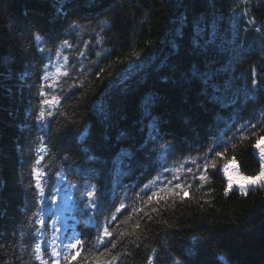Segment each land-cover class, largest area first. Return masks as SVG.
Instances as JSON below:
<instances>
[{"label": "trees", "instance_id": "16d2710c", "mask_svg": "<svg viewBox=\"0 0 264 264\" xmlns=\"http://www.w3.org/2000/svg\"><path fill=\"white\" fill-rule=\"evenodd\" d=\"M233 1L0 0V264H39L26 189L41 145L47 151L36 167L50 183L61 173L103 187L104 216L116 215L108 228L116 247L101 252L90 213L57 200L67 208L61 222L83 241L70 264H173L188 249L196 254L188 264H264V188L245 196L236 181L225 195L224 173L229 165L234 177H252L264 165L254 147L264 148L260 124L237 132L245 121H264V42L255 31L264 30V0H236L256 27L220 46V37L231 38ZM210 15L218 24L229 17L228 32L218 38L219 26L209 35ZM73 23L80 27L69 33ZM65 38L73 47L62 46ZM56 62L54 91L42 77ZM225 142L221 156L208 151ZM206 155L215 167L202 182L193 176ZM165 168L173 170L168 179H180L161 183ZM152 181L160 196L149 200L142 189Z\"/></svg>", "mask_w": 264, "mask_h": 264}, {"label": "snow or ice", "instance_id": "6c2138e0", "mask_svg": "<svg viewBox=\"0 0 264 264\" xmlns=\"http://www.w3.org/2000/svg\"><path fill=\"white\" fill-rule=\"evenodd\" d=\"M75 2V0H74ZM245 4L249 3L250 0H243ZM193 7H196V3H193ZM107 22V21H105ZM254 22V21H250ZM79 24L73 23L69 26V33L74 29H78ZM255 31H259V29H255ZM42 37L40 35L35 36V40L37 42L42 41ZM63 47H73L72 44L69 43L68 39L65 38L63 40ZM40 52H44L45 48H39ZM51 51V49H49ZM83 55V53H81ZM59 58V52H57V59ZM51 59V57L49 58ZM64 61L67 62L68 57L64 56ZM47 70V66H45ZM57 72L60 71L59 66H57ZM64 75L67 76L68 73L64 72ZM252 86L256 88L259 84L256 77L255 69L252 72ZM48 75L45 74L42 79L48 80ZM261 90H264V86H261ZM40 96L46 95L43 91L38 93ZM41 103H48L47 100L41 101ZM261 116H264V109H258ZM45 113L43 109L38 110V116L36 118L37 123L42 126V118ZM257 124H260V128L264 129V121H257L254 123L252 121H245L244 124L240 125V128L237 129L241 135L245 133H249L251 129H256ZM235 137V134H234ZM233 137V138H234ZM233 138H230L232 140ZM38 139L42 140V137H38ZM259 139H264V137H260ZM238 142V141H237ZM234 146V143L233 145ZM166 147V146H165ZM255 148H259L260 158L264 160V148H260L259 141L254 145ZM213 149H216L214 152L215 156H221L223 152L227 151V142L222 143L219 147L213 145L209 148V152L212 153ZM47 149L44 146H38L36 149L37 157L34 161L33 166L31 167V177L29 179L28 187L26 191L30 194V207L34 208L32 216L28 218L27 225L30 228L29 237L34 240V244L32 245V253L33 258L36 261H39V264H49V260H52V264H61V260L66 262H70L75 259V255L73 253L78 254L79 251L82 250L83 241L80 236L76 233L75 227L67 225L66 223L61 222L60 217L63 215L64 211L67 210L61 209L57 205V200L61 198L64 199L65 204L67 205L68 201H72V207L74 209H82L87 210L85 214H89V222L92 226L97 230L96 237V248L99 251H103L108 249L109 245L112 248L116 247V243L111 241L112 233L109 232L108 228L111 224V221L116 220V215L114 213H110L109 216H104L105 209V200H106V192L103 187L97 188L95 185L85 184L83 186H79L72 181L67 180L66 174L56 173V180L54 183H50V177H48V173L43 172L42 169L37 168L36 165H40L41 161L44 159L43 156L39 155V152H46ZM67 160V157L64 158ZM191 163L195 164L196 161L193 159ZM235 163V158H233V164ZM209 166L215 167V161L210 160L207 155L203 158L202 168L203 171L200 172L201 165H197V174H194L193 179H198L199 181L206 182L208 177V168ZM47 167V165H45ZM229 165L224 167V173L227 176V187L225 188V195H227L234 186L236 181H240L237 185L238 190L243 194L247 195L249 191V187L253 188H264V165H262L261 170L257 175L248 177V176H233L232 172L229 171ZM173 171L171 169L165 168L161 172V176L157 177L161 183L165 181L168 184L172 183V180H179V176H173L172 179H168L164 176V172ZM188 172H192V168L189 167L187 169ZM75 174V173H74ZM152 184H155V181H152L150 184L145 185L142 189L144 195L148 196V199L151 200L155 196H160V192L152 191ZM63 185V187H61ZM183 185L181 183L175 184V188H182ZM191 187V185H189ZM203 187V184L200 185ZM199 190V188L197 189ZM163 191V189H161ZM151 192V195H148ZM75 197V198H74ZM125 207L123 202L120 203L117 212ZM127 215V213H125ZM103 222L101 221V218ZM46 219L50 220V224L46 225ZM52 230L51 238H47L45 236V232L48 229ZM63 229V231H61ZM104 237H109L106 241ZM103 245V249L100 246ZM45 254L47 258H45ZM185 260L181 261L179 259H174L173 264H188L190 258L194 257L196 254L188 249L185 253ZM148 264H152L151 260L148 261Z\"/></svg>", "mask_w": 264, "mask_h": 264}, {"label": "rangeland", "instance_id": "374dc122", "mask_svg": "<svg viewBox=\"0 0 264 264\" xmlns=\"http://www.w3.org/2000/svg\"><path fill=\"white\" fill-rule=\"evenodd\" d=\"M234 3V11H233V15L231 17V24H230V30H231V38L230 37H220L222 34H223V31L224 32H228V28H229V17L226 19V21L224 20L221 24H218V22L216 21V19H214V16L212 17L210 15L209 19H213V21H210V34L209 35H212V37H215L214 35L217 33L216 31L218 30L219 26L220 28L222 29V31H220L218 33V38L220 37V41L222 40L225 41L223 43H220L219 45L220 46H228L230 43H234L236 41V39L238 37L241 36L242 32H244V29H250V28H254L256 27V22L250 18L248 15L244 14L243 12L241 11H237V9L239 10V8H237V1L234 0L233 1ZM237 11V12H236ZM250 21H254V22H250ZM207 26V25H206ZM256 29V28H255ZM259 29V28H257ZM202 31V29H201ZM259 32L261 38L263 39V42H264V30H260V31H257ZM230 39V40H229ZM264 52V51H263ZM57 66H59L60 70H61V64L59 62H56L55 66H54V70L52 72H46V74L48 75L49 79L48 80V87L53 89L54 91H56V84H57V78L60 77V72H57ZM46 94H49L48 91Z\"/></svg>", "mask_w": 264, "mask_h": 264}]
</instances>
